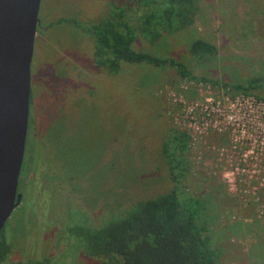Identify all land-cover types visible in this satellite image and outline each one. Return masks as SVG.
<instances>
[{
    "label": "rangeland",
    "instance_id": "1",
    "mask_svg": "<svg viewBox=\"0 0 264 264\" xmlns=\"http://www.w3.org/2000/svg\"><path fill=\"white\" fill-rule=\"evenodd\" d=\"M130 2L40 1L18 185L23 199L3 227L10 253L1 264L45 257L48 264H100L84 253L73 225L100 224L113 211L170 189L200 202L219 264H264V177H234L230 185L217 154L230 145L224 133L189 137L175 156L171 142L174 133H188L184 101L207 91L243 94L233 85L264 75V0H193L191 22L154 43L135 29V50L182 62L206 83L185 82L169 66L121 60L113 73L97 64L89 31L120 8L134 7L136 15ZM195 39L214 52L191 54ZM244 94L264 101L261 85Z\"/></svg>",
    "mask_w": 264,
    "mask_h": 264
},
{
    "label": "trees",
    "instance_id": "2",
    "mask_svg": "<svg viewBox=\"0 0 264 264\" xmlns=\"http://www.w3.org/2000/svg\"><path fill=\"white\" fill-rule=\"evenodd\" d=\"M131 3L136 4L138 12L141 11L139 16L138 12L135 15L134 7L120 8L89 31L96 41L97 64L106 66L113 73L117 72L121 60L156 67L169 66L185 82L206 83L205 77L197 79L191 76L182 62L132 47L136 30L142 39L154 43L164 31L179 30L189 24L195 12L193 0H131L129 5ZM190 52L203 56L212 54L214 48L201 39H195ZM259 85L264 87V75L250 78L246 84H235L233 88L247 93ZM188 138L181 131L173 134L172 155L186 148ZM164 144L165 156L170 158ZM199 203L180 199L176 189H170L139 199L120 211H113L100 224L73 225V230L84 253L98 259L100 264H219L205 233ZM1 234L0 263L10 250ZM19 264H48V258Z\"/></svg>",
    "mask_w": 264,
    "mask_h": 264
},
{
    "label": "water",
    "instance_id": "3",
    "mask_svg": "<svg viewBox=\"0 0 264 264\" xmlns=\"http://www.w3.org/2000/svg\"><path fill=\"white\" fill-rule=\"evenodd\" d=\"M41 0H0V232L21 194L31 63Z\"/></svg>",
    "mask_w": 264,
    "mask_h": 264
},
{
    "label": "built area",
    "instance_id": "4",
    "mask_svg": "<svg viewBox=\"0 0 264 264\" xmlns=\"http://www.w3.org/2000/svg\"><path fill=\"white\" fill-rule=\"evenodd\" d=\"M184 126L190 138L208 131L226 134L228 148L218 149L222 176L264 177V101L248 94L213 96L209 91L194 100L183 102Z\"/></svg>",
    "mask_w": 264,
    "mask_h": 264
},
{
    "label": "flooded vegetation",
    "instance_id": "5",
    "mask_svg": "<svg viewBox=\"0 0 264 264\" xmlns=\"http://www.w3.org/2000/svg\"><path fill=\"white\" fill-rule=\"evenodd\" d=\"M31 143V139H30V142H29V144ZM27 148H28V129H27V135H26V142H25V150H24V153H25V151L27 150ZM23 160H24V158H23ZM23 164V163H22ZM22 167V166H21ZM22 170V169H21ZM21 170H20V173H21ZM19 177H20V174H19ZM18 185H19V179H18ZM18 185H17V192L18 193H20L21 194V200H20V203H19V205L21 204V201H22V199H23V195H22V193H21V191L19 190V188H18ZM18 205V206H19ZM17 206V207H18ZM2 230H3V228H2ZM2 230H1V232H2ZM4 240L6 241V243L7 244H9V239H7L5 236H4ZM9 253H10V251H9ZM9 255V254H8ZM4 262V261H3ZM2 262V263H3ZM1 264V263H0Z\"/></svg>",
    "mask_w": 264,
    "mask_h": 264
}]
</instances>
